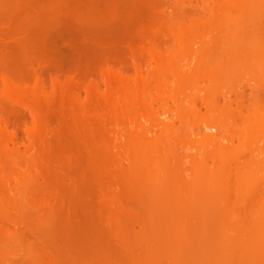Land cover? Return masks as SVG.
Listing matches in <instances>:
<instances>
[{"label": "rangeland", "instance_id": "1", "mask_svg": "<svg viewBox=\"0 0 264 264\" xmlns=\"http://www.w3.org/2000/svg\"><path fill=\"white\" fill-rule=\"evenodd\" d=\"M263 120L264 0H0V264H264Z\"/></svg>", "mask_w": 264, "mask_h": 264}, {"label": "bare ground", "instance_id": "2", "mask_svg": "<svg viewBox=\"0 0 264 264\" xmlns=\"http://www.w3.org/2000/svg\"><path fill=\"white\" fill-rule=\"evenodd\" d=\"M39 74V73H38ZM42 75V74H41ZM6 78V77H5ZM40 79L42 78V76H40L39 77ZM7 81H9L8 79H7ZM7 81H5V83L7 82ZM40 82V88H43L42 90H45L44 89V83H43V81L41 80V81H39ZM9 83V82H8ZM106 84H108V81H107V83ZM98 86V85H97ZM39 87V85L37 86V88ZM99 87V86H98ZM36 88V89H37ZM40 88L38 89V90H40ZM100 89V88H99ZM139 88H137V90H138ZM41 91V90H40ZM34 93L35 94H37L36 93V90L34 91ZM241 95V94H240ZM239 95V96H240ZM9 97H10V95H9ZM106 100H108V98L106 97ZM24 103H26V101L24 102ZM29 104L30 103H28L27 105L29 106ZM27 105H25V106H27ZM31 109V108H30ZM264 121V120H263ZM263 121H260V125H264L263 124ZM2 122L5 124V125H7L8 124V122L9 121H7L6 119H4V120H2ZM214 125L215 124H213V126H212V124L210 123H208L207 125H206V127H207V129L206 130H211V129H214L213 127H214ZM216 126V125H215ZM29 136L31 137V136H33V133H30L29 134ZM23 140V138H22V136L21 135H19L18 134V132L16 131V130H13L12 131V133L10 134V136H9V141H8V143H6V147L7 148H10V155H12L11 156V158L13 159V154L15 155L16 153L17 154H20V152H22L21 151V148H20V146H19V144H20V142ZM17 156V155H16ZM16 156H15V159L17 160V158H16ZM19 157V156H18Z\"/></svg>", "mask_w": 264, "mask_h": 264}]
</instances>
